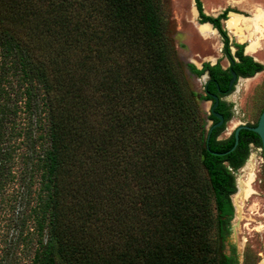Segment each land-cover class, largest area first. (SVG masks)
I'll list each match as a JSON object with an SVG mask.
<instances>
[{
  "label": "trees",
  "instance_id": "16d2710c",
  "mask_svg": "<svg viewBox=\"0 0 264 264\" xmlns=\"http://www.w3.org/2000/svg\"><path fill=\"white\" fill-rule=\"evenodd\" d=\"M193 1L231 63L186 68L220 97L262 66ZM165 31L162 0H0V264H233L209 230L260 143L219 155L233 135L204 130Z\"/></svg>",
  "mask_w": 264,
  "mask_h": 264
},
{
  "label": "rangeland",
  "instance_id": "374dc122",
  "mask_svg": "<svg viewBox=\"0 0 264 264\" xmlns=\"http://www.w3.org/2000/svg\"><path fill=\"white\" fill-rule=\"evenodd\" d=\"M199 1L202 12L211 17L229 10L228 20L220 21V24L222 29L226 30L224 31L231 56L235 52L232 44H237L236 41L243 43L249 39L253 42L246 43L247 48L254 44L256 49L251 57L256 63H262L261 72L252 78L238 80L231 93L220 97L230 113L216 136V140H224L238 125H254L264 106V28L257 31L252 28L253 21H250L251 15L257 12V9L264 11V0ZM162 13L166 23V37L173 49L175 61L182 68L186 86L194 95L206 131L211 121L208 119L210 101L204 99L202 88L205 79H200L194 74L189 76L185 71V65L190 64L199 69L201 64L216 63L222 69H226L228 63L222 52V39L207 24H199L193 0H162ZM229 20H234L235 26L229 28L227 25ZM206 26L214 31L209 37L203 36L201 32ZM229 170L234 185L239 179L244 180L248 182L250 192L243 202L237 200L238 205L240 203V211L234 207L235 211L224 227L226 230L220 241L216 225L212 223L209 239L212 248L215 249L213 255L229 257L233 264H260L264 255V165L260 147L249 144L247 156L241 166L236 170ZM235 196L236 194L232 197V202Z\"/></svg>",
  "mask_w": 264,
  "mask_h": 264
},
{
  "label": "water",
  "instance_id": "95a60500",
  "mask_svg": "<svg viewBox=\"0 0 264 264\" xmlns=\"http://www.w3.org/2000/svg\"><path fill=\"white\" fill-rule=\"evenodd\" d=\"M204 24H207L212 29L211 25H209L208 23H204ZM227 62L229 63L228 60H227ZM229 74H230V78H229L228 84H227V91L231 90V88H234L236 82L238 80H240L239 78L236 77L235 73L232 72L231 70L229 71ZM206 77L207 76L205 74H203L201 79H205ZM205 95L208 96L212 100V104L209 107V115L216 120V122L214 124L210 125V127L208 129V131H211L212 129L219 128L224 123V121H223L222 116L220 114H218L217 112H215V108L218 104L217 96L210 94V93H207V92H205ZM241 130L252 132L253 134H255L257 136L259 143H260V150H261V155H262V160H263V165H264V106H263L254 126L238 125L237 127H235L233 129V131H232V135H233L232 147L227 152L219 154V155L227 154L235 148V146L237 144L238 133Z\"/></svg>",
  "mask_w": 264,
  "mask_h": 264
},
{
  "label": "bare ground",
  "instance_id": "6f19581e",
  "mask_svg": "<svg viewBox=\"0 0 264 264\" xmlns=\"http://www.w3.org/2000/svg\"><path fill=\"white\" fill-rule=\"evenodd\" d=\"M236 22L234 20H229L227 25L230 28L231 26H235ZM203 36L209 37L213 34L214 31H211L210 29L206 27H203L201 30ZM250 176V175H249ZM237 187H238V192L235 193V199L233 201V206L237 209V211H240V203L243 202V200L245 199V197L247 196L248 192H250V188H249V184L248 182H245L244 180L239 179L238 183H237ZM237 200H239V205ZM260 264H264V260L260 263Z\"/></svg>",
  "mask_w": 264,
  "mask_h": 264
},
{
  "label": "crops",
  "instance_id": "0c3cea01",
  "mask_svg": "<svg viewBox=\"0 0 264 264\" xmlns=\"http://www.w3.org/2000/svg\"><path fill=\"white\" fill-rule=\"evenodd\" d=\"M205 15V14H204ZM219 15V14H218ZM206 16H208V15H206ZM253 21V25H252V28H255L257 31L259 30V29H261L262 30V28H264V11H262V10H260V9H257V12H254L252 15H251V19H250V21ZM250 24H251V22H249ZM255 25V26H254ZM259 25H260V28H259ZM254 26V27H253ZM260 30V31H261ZM252 43L253 41H251V40H249V39H247L246 40V42H243L244 44H239V43H237L238 45H241L242 46V50L244 49V46H245V49H244V52H243V55L244 56H248V57H250L251 59H253L252 57H251V55H253L254 53H255V45L254 44H252L251 46H250V48H247V45H245L246 43ZM246 50V51H245ZM254 60V59H253ZM255 61V60H254ZM258 64H260L261 66H262V63H259L258 62Z\"/></svg>",
  "mask_w": 264,
  "mask_h": 264
},
{
  "label": "flooded vegetation",
  "instance_id": "af4514ba",
  "mask_svg": "<svg viewBox=\"0 0 264 264\" xmlns=\"http://www.w3.org/2000/svg\"><path fill=\"white\" fill-rule=\"evenodd\" d=\"M227 20H228V18H227ZM227 20H226V21H227ZM209 25H210V24H209ZM211 27H212V26H211ZM223 28H224V27H223ZM212 29H213V28H212ZM213 30L216 31L215 29H213ZM224 30H225V29H224ZM225 31H226V30H225ZM217 34H218V33H217ZM236 42H237V41H236ZM237 43H238V42H237ZM239 44H244V43H239ZM244 49H245V46H244ZM242 55H243V50H242ZM225 58H226V57H225ZM226 60L229 61V59H227V58H226ZM235 61H236V59H235V58H232V62H235ZM252 61L255 62L253 59H252ZM227 63H228V62H227ZM230 63H231V61H229V63H228V67L230 66ZM255 63H256V62H255ZM257 63H258V62H257ZM206 64H209V63H206ZM215 64H216V63L209 64V65H210V66H213V65H215ZM187 65H188V64H187ZM201 67H202V64L200 65V68H199V69H201ZM219 67H220V66H219ZM228 67H227L226 69H222V68L220 67V69L223 70V71H225V70L228 69ZM199 69H198V70H199ZM185 71L188 72L189 76H190L191 74H193V73H191V72L186 68V65H185ZM260 72H261V71H260ZM258 73H259V72H258ZM258 73H255V74H258ZM203 74H205V75L207 76V77L205 78V81L203 82V87H202V88H203L204 96H206V95H205V92H206V91H205V85H206L207 82H208V74H207V72H203L201 75H198V76H199L200 79H201V77H202ZM255 74H254V75H255ZM194 75H195V74H194ZM254 75H253V76H254ZM196 76H197V75H196ZM253 76H252V77H253ZM236 77L239 78L240 80H241V79H245V80L248 79V78H241V77H238V76H236ZM252 77H250V78H252ZM236 83H237V82H236ZM232 91H233V88H231V92H232ZM231 92H230V93H231ZM228 94H229V93H228ZM228 94H226V95H220V97H222V96H227ZM213 95H215V94H213ZM215 96H217V95H215ZM220 97L217 96L218 101H221V100H220ZM208 98H209V97H208ZM207 101H208V100H207ZM211 104H212V101H210V105H211ZM213 124H214V123H213ZM223 124H224V123H223ZM210 125H212V122H211ZM210 125H209V126H210ZM231 133H232V132H231ZM237 188H238V187H237V183H235V189H236L235 193L237 192ZM235 193H234L233 195H231V197H230V198H231V204H232V206H233L232 197L235 195ZM233 211H235V210H234V206H233ZM231 218H232V217H231ZM263 260H264V255H263V259H262V261H263Z\"/></svg>",
  "mask_w": 264,
  "mask_h": 264
}]
</instances>
